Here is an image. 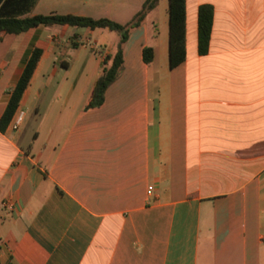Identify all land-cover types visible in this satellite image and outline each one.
Masks as SVG:
<instances>
[{
    "label": "crops",
    "instance_id": "crops-1",
    "mask_svg": "<svg viewBox=\"0 0 264 264\" xmlns=\"http://www.w3.org/2000/svg\"><path fill=\"white\" fill-rule=\"evenodd\" d=\"M143 1L34 0L21 17L125 23ZM201 4L212 7L205 54ZM167 5L130 30L95 107L116 31H0V118L42 50L15 110L21 125L11 117L0 130L1 264H264V0H185V59L173 68Z\"/></svg>",
    "mask_w": 264,
    "mask_h": 264
},
{
    "label": "trees",
    "instance_id": "trees-1",
    "mask_svg": "<svg viewBox=\"0 0 264 264\" xmlns=\"http://www.w3.org/2000/svg\"><path fill=\"white\" fill-rule=\"evenodd\" d=\"M159 0H144L140 9L125 23H119L107 17L92 18L76 14H60L51 12L23 16L34 0H0V31L20 33L37 25L58 24L62 26L83 27L89 29L105 28L119 34L116 51L109 66L102 69L92 88L87 107L99 106L103 102L104 92L108 85L118 76L122 66V44L126 41L131 29L137 27L146 13L154 8ZM168 12V66L173 68L185 59V0H167ZM15 6V7H14ZM212 23V7L201 4L197 11V51L205 54L208 49ZM42 50L33 48L18 78L6 108L0 118V130L3 131L14 114L23 91L26 89ZM151 47L142 49V59L146 64L153 60ZM1 264V263H0Z\"/></svg>",
    "mask_w": 264,
    "mask_h": 264
},
{
    "label": "built area",
    "instance_id": "built-area-1",
    "mask_svg": "<svg viewBox=\"0 0 264 264\" xmlns=\"http://www.w3.org/2000/svg\"><path fill=\"white\" fill-rule=\"evenodd\" d=\"M23 118H24V111L22 109L20 110H17L14 115L12 116V119L10 121V128L12 130H15L17 129L22 121H23ZM149 192V191H148ZM7 208L11 209V205L10 204H6Z\"/></svg>",
    "mask_w": 264,
    "mask_h": 264
},
{
    "label": "rangeland",
    "instance_id": "rangeland-1",
    "mask_svg": "<svg viewBox=\"0 0 264 264\" xmlns=\"http://www.w3.org/2000/svg\"><path fill=\"white\" fill-rule=\"evenodd\" d=\"M93 14H94V16H90V17H92V18H99V17H97L99 15H96L97 13H93ZM75 31L77 33L81 34L82 32L85 33L86 29L83 28V27H77V28H75ZM32 127H33V122L32 121H29V123L27 125V129H31Z\"/></svg>",
    "mask_w": 264,
    "mask_h": 264
}]
</instances>
